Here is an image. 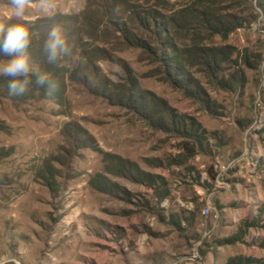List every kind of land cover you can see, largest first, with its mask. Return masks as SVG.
<instances>
[{"label": "rangeland", "instance_id": "1", "mask_svg": "<svg viewBox=\"0 0 264 264\" xmlns=\"http://www.w3.org/2000/svg\"><path fill=\"white\" fill-rule=\"evenodd\" d=\"M53 3L44 12L33 0L17 18L10 0H0V25L77 17L54 27L67 43L58 62L62 96L0 93V264H229L235 257L264 264V0ZM154 11L167 19L196 93L164 72L165 44L153 20H141ZM125 27L158 56L130 42ZM51 30L41 29L39 46ZM95 47L113 55L87 53L108 87L131 86L134 76L175 114L200 123L202 143L76 78L91 63L83 49ZM214 59L216 70L208 67ZM30 63L29 74L38 72ZM114 157L152 180L108 173ZM47 161L56 190L41 174ZM98 177L122 190L94 188Z\"/></svg>", "mask_w": 264, "mask_h": 264}, {"label": "trees", "instance_id": "2", "mask_svg": "<svg viewBox=\"0 0 264 264\" xmlns=\"http://www.w3.org/2000/svg\"><path fill=\"white\" fill-rule=\"evenodd\" d=\"M155 14L141 17V20L148 26L150 20L154 22V30L159 39L163 44H165L166 50L162 51L161 61H163L164 72L168 77H171L176 85L184 86L185 90L189 93L197 92L195 91L194 84L190 83L194 78L192 74L189 73L187 69V62L185 60V55L180 51L179 47L174 42V39L170 37V26L166 18L161 13L154 11ZM159 14L157 17L156 15ZM140 16V13H139ZM77 17L61 16L52 19L45 20L39 23H26L19 22L17 20L10 21L4 26L5 31L7 28L15 24H23L28 28L30 33V44L27 49V53L30 57V62L37 64L38 72L31 73L28 76L29 83L26 87V91L22 95H12L9 93L8 84L13 79L12 77L0 76V93L7 94L12 97H26L28 95H34L36 92L45 93L52 95L62 96L61 86H63V81L60 79V69L58 67V62H60V57L56 59L55 62H49L47 53L45 52L44 46H39L38 35L45 34L41 29L49 30L53 29L55 26H62L64 23L69 25L68 22H73ZM126 26V23H123ZM124 31L126 33L127 39L136 44H142L146 46L149 50L155 52V55L158 56L157 51L159 48L153 47L149 43L145 42L143 39L138 38V35L134 34L132 29L125 27ZM40 32V33H39ZM162 36H165V39H162ZM43 36L41 35V38ZM3 34L0 33V41H2ZM42 44V40H40ZM95 56L96 53L102 56V53H105L108 56L110 53L102 48L95 47L93 50L87 51L83 49L84 60H89L91 62L89 55ZM10 56H6L3 52H0V60H8ZM57 63V65H56ZM95 63L91 62L87 69H83L75 73L76 78L81 79L79 75L83 74L86 81L94 83L93 90L97 93L108 96L109 99L115 101L119 104H124L126 106H131L151 118L154 123L164 127L171 128L174 131L179 132L180 134H186L191 136L196 142L202 143V140L205 138L206 130L203 129L202 125L196 121H188L184 116H179L173 112L169 107L168 103L164 99L158 98L154 93L142 89L138 81L134 76L130 77L131 86L118 84L117 88L113 89L108 87L107 80H102L98 78ZM213 65L210 67L216 70L220 67V62L217 59H214ZM39 75H46L47 82L44 85H38L36 83L37 77ZM23 79V78H20ZM49 84H54L55 89H50ZM85 136V135H84ZM86 138L82 142H85ZM108 173H111L115 176H135L138 178H143L144 180H152L151 176L143 172L140 167L128 160L122 159L121 157H114L113 160L107 166ZM55 169L51 162L45 163V168L41 170V174L47 179L48 186L56 190L58 188V182L54 176ZM48 174V175H47ZM92 186L98 190H104L105 192L116 193L118 190H122L120 185L106 177H98L92 181ZM250 260L243 257H235L229 261V264H248Z\"/></svg>", "mask_w": 264, "mask_h": 264}, {"label": "clouds", "instance_id": "3", "mask_svg": "<svg viewBox=\"0 0 264 264\" xmlns=\"http://www.w3.org/2000/svg\"><path fill=\"white\" fill-rule=\"evenodd\" d=\"M13 14L17 18H23L27 8L33 6V0H10ZM38 6L44 12H49L53 7V0H38ZM0 33L3 34L0 41V52L10 56L5 63L0 64V76L12 77L8 84L9 93L12 95H22L26 91L29 83L28 76L31 71L30 57L27 53L30 44V33L23 24H15L5 31L0 25ZM48 61L55 62L62 53L67 51V43L62 33L53 28L44 44ZM23 78V79H20ZM47 82L46 75H39L36 83L44 85ZM54 84H49L50 89H55Z\"/></svg>", "mask_w": 264, "mask_h": 264}, {"label": "built area", "instance_id": "4", "mask_svg": "<svg viewBox=\"0 0 264 264\" xmlns=\"http://www.w3.org/2000/svg\"><path fill=\"white\" fill-rule=\"evenodd\" d=\"M205 212L208 214L210 212L209 208L205 209Z\"/></svg>", "mask_w": 264, "mask_h": 264}]
</instances>
